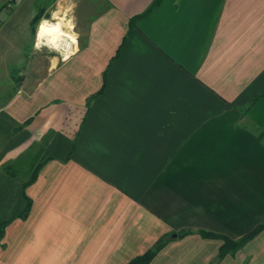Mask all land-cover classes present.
I'll list each match as a JSON object with an SVG mask.
<instances>
[{
  "label": "crops",
  "instance_id": "1",
  "mask_svg": "<svg viewBox=\"0 0 264 264\" xmlns=\"http://www.w3.org/2000/svg\"><path fill=\"white\" fill-rule=\"evenodd\" d=\"M45 1L0 0V264H127L162 238L148 264H211L200 231L263 225L264 0H73L75 42L14 83ZM216 264H264V229Z\"/></svg>",
  "mask_w": 264,
  "mask_h": 264
},
{
  "label": "rangeland",
  "instance_id": "2",
  "mask_svg": "<svg viewBox=\"0 0 264 264\" xmlns=\"http://www.w3.org/2000/svg\"><path fill=\"white\" fill-rule=\"evenodd\" d=\"M48 1L49 0L45 1L46 4L40 6L39 11H42L43 9H47V12H48L47 20L50 22L56 21L59 18H63L64 19L63 21L64 30L68 32L69 34H72L74 42H75L74 31H75V26H76V22H75L76 18L74 19V9L71 4L73 0H66L65 2L63 0L61 1L60 0H50L49 2ZM6 10H11V7H8L7 4H6ZM50 13H51V17H50ZM1 21L2 20L0 19V23ZM41 21L42 20H40V22ZM40 22L35 26V32L30 33L29 40H28V44L32 42V44L34 45L33 52L30 53V48L25 46L23 59L17 65H15V68L13 69L12 73L16 76L18 80L16 81L14 78L13 80L14 83L21 81L20 76H25V77L29 75L30 77L41 76L42 66L44 65L45 62L48 61L49 57L58 56L59 52L62 54H65L67 50L69 49V44L65 42H61L59 45L60 48L57 47L56 49H53L51 45L49 44L43 45V44L37 43L36 30ZM64 45L65 47L67 46L66 47L67 49L64 47ZM22 69L23 71H20ZM2 90L4 92L5 87H3ZM2 98L5 99V95ZM21 171L22 170H18V175L20 177L29 175L31 173L30 164H28V166L25 168L24 170L26 171L25 173L24 171L22 172Z\"/></svg>",
  "mask_w": 264,
  "mask_h": 264
},
{
  "label": "trees",
  "instance_id": "3",
  "mask_svg": "<svg viewBox=\"0 0 264 264\" xmlns=\"http://www.w3.org/2000/svg\"><path fill=\"white\" fill-rule=\"evenodd\" d=\"M159 2H160V0H154L152 5L150 6L149 10L154 8L155 6H157L159 4ZM40 20H41V12H37L31 20V26H32V32L33 33L35 32V26L40 22ZM3 170L9 172L7 169V166H4ZM33 178H34V173H32V175L29 177L28 181L23 183V188H25L29 183H31L33 181ZM29 206H30L29 201L26 200L25 208L22 211V213L19 215V217H21V218L26 217L28 210H29ZM6 224H7V222L0 224V240H1L3 230H4ZM262 229H264V224L256 227L253 231L249 232L248 234H246L245 236H243L237 240H231V239H228L226 237L216 235V234H213L210 232H205V231H200L199 234L205 238H217V239L222 240V245L219 248L217 259H216V261L211 263V264H216L217 261L220 260L224 255L232 254L237 249L241 248L250 238H252L254 235H256ZM188 233H190V231H181L178 233V236L182 237ZM166 241L167 240L165 238L158 240L143 255L135 257L134 259H132L127 264H148L152 260V258L155 256V254L160 250V248L166 243Z\"/></svg>",
  "mask_w": 264,
  "mask_h": 264
},
{
  "label": "bare ground",
  "instance_id": "4",
  "mask_svg": "<svg viewBox=\"0 0 264 264\" xmlns=\"http://www.w3.org/2000/svg\"><path fill=\"white\" fill-rule=\"evenodd\" d=\"M63 21H64L63 18H59L53 22H50L45 19L42 20L36 30L37 43H40L43 45L49 44L51 45L53 49H56L57 47H59L61 42H65L67 44L74 43L72 34H69L68 32L64 30Z\"/></svg>",
  "mask_w": 264,
  "mask_h": 264
},
{
  "label": "built area",
  "instance_id": "5",
  "mask_svg": "<svg viewBox=\"0 0 264 264\" xmlns=\"http://www.w3.org/2000/svg\"><path fill=\"white\" fill-rule=\"evenodd\" d=\"M13 2H14V0H8V2H7V6H8V7H11Z\"/></svg>",
  "mask_w": 264,
  "mask_h": 264
}]
</instances>
